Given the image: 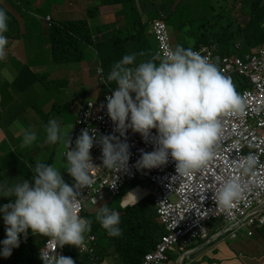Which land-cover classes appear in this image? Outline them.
Wrapping results in <instances>:
<instances>
[{
	"label": "clouds",
	"instance_id": "1",
	"mask_svg": "<svg viewBox=\"0 0 264 264\" xmlns=\"http://www.w3.org/2000/svg\"><path fill=\"white\" fill-rule=\"evenodd\" d=\"M8 19L0 9V60H6L8 55L5 35ZM136 59V53L124 55L111 65L109 74L102 80L109 86L115 84L111 86L114 88L111 95L105 97L106 105L101 107H106L118 135H98L95 129L86 127L81 129L73 147L72 133L69 135L73 125L65 129L55 118L49 119L44 128V143L63 145L66 163L57 167L36 161L30 179L15 184L0 183V197L10 200L0 206L6 236L0 241V256L10 257L12 250L23 242L20 238L26 239L29 231L32 236L51 238L60 248L85 246L92 220L78 215L83 206L82 190L93 183L90 173L95 169L107 170L112 175L109 186L112 189L117 187L120 174L129 172L131 153L126 142L129 129L153 146L151 152L141 150L139 159L132 165L137 171L160 168L171 158L176 173L188 175L214 157L222 118L242 114L244 110L241 96L231 78L220 70L219 61L179 44L167 48L163 56L157 53L139 63ZM36 141L37 133L25 129L20 147H31ZM95 145L101 149V165H95L92 160L90 150ZM252 160L249 156L248 166ZM61 168L72 178V184L64 180ZM243 192L241 183L230 179L221 185L215 199L221 208L230 209ZM262 206V210L260 207L257 210L264 213ZM95 220L110 237L122 234L120 214L107 203L98 207ZM40 259L43 264H74L71 257L58 253H40Z\"/></svg>",
	"mask_w": 264,
	"mask_h": 264
},
{
	"label": "built area",
	"instance_id": "2",
	"mask_svg": "<svg viewBox=\"0 0 264 264\" xmlns=\"http://www.w3.org/2000/svg\"><path fill=\"white\" fill-rule=\"evenodd\" d=\"M149 33L155 38L156 54L163 56L167 48L173 47L164 17L150 22ZM193 50L214 62L219 61L220 70L231 78L244 103L242 114L222 118L221 135L214 157L188 175L177 174L171 158L167 165L160 168L137 171L132 165L139 159L141 150L151 152L153 146L129 129L126 133L131 153L129 172L120 174L117 187L112 189L109 187L113 182L112 175L107 170L95 169L90 173L93 183L82 190L83 206L78 215L85 218L86 212L91 214L101 204L119 197L131 181L141 179L154 188L155 208L165 232L155 249L145 256L143 264H169L168 254L177 248L183 250L197 240H208L211 237L208 223L211 221L222 220V233H231L233 238L237 237L236 231L240 229H246L252 235V229L264 226V213L257 210L264 202V44L243 58L221 55L217 44L202 45ZM236 78H241L242 82L238 84ZM241 86L246 87L243 89ZM113 90L110 87L101 100H88L80 107L71 134L73 147L81 129L86 127L95 129L98 135H118L114 133L106 107H101L106 105L105 97L111 95ZM152 135H155V129ZM90 151L93 163L101 165L99 145ZM249 156L253 158L250 166ZM230 179L238 180L244 192L233 207L223 209L218 205L215 194ZM93 200H97V203H93ZM21 245L22 241L19 247ZM18 248H14L8 258L0 256V263L10 262ZM97 248V239L93 235L86 234L85 246L79 249L69 245L60 248L47 237L40 249L39 259L40 253H58L72 259L87 257L91 264H96Z\"/></svg>",
	"mask_w": 264,
	"mask_h": 264
},
{
	"label": "trees",
	"instance_id": "3",
	"mask_svg": "<svg viewBox=\"0 0 264 264\" xmlns=\"http://www.w3.org/2000/svg\"><path fill=\"white\" fill-rule=\"evenodd\" d=\"M156 1L97 0L102 6H120L122 10L117 15H123L125 19L124 25L119 29L116 26L109 25L106 27L105 32H102L101 27L97 24L98 20L95 18V15L99 14L100 7H95L93 11L87 9L85 18L81 20H69L58 24L45 25L34 17L35 14L43 12L42 8L39 10L32 8V11H30L24 6L27 12L25 19L30 20V25L25 23V28L28 29L34 24L37 28L47 31H40L31 37L46 35L45 39H43V36L40 38L42 47L43 43L50 45V53L54 62H81L84 60L85 48L91 47L95 50L103 71L109 74L111 65L126 54L136 53V63L156 55L157 44L155 38L149 33V29L150 22L164 14L161 9H167L168 13H165L166 23L173 26L176 24L177 18L187 19L191 15L186 5H182L177 9L166 8L165 5H162L160 9ZM197 1L195 0V4ZM224 1L221 0V4L218 5L220 12L217 7L213 8L210 2H201L198 7L201 5L207 8L210 16L203 14L201 11L196 12L191 20L182 26V30L189 38L197 40L191 47L192 49L199 48L202 45L217 44L221 55L243 58L250 55L252 50L264 44V0H246L249 2V17L244 25L237 21L232 11L226 7H221ZM50 2L54 3L55 0H46L44 5L48 6ZM195 4L192 3L194 6ZM0 9L4 10L2 7ZM5 12L9 18L8 31L5 34H7V38H12V32L14 30L19 31L20 26L12 14ZM214 18L216 22H213ZM33 73L30 67L25 66L16 73L12 82L2 81L0 93L3 95L7 91L10 92L8 99L3 98L0 102L1 113L6 106L8 107V117L2 119L4 128L9 126L21 128L17 124L18 120L14 121L11 111L16 110L19 112L26 96L25 83L38 81L41 84L45 83L50 88L51 84H55L53 81L48 82V75ZM236 82L239 84L242 79L236 78ZM245 87L241 86L243 89ZM54 108L58 113L57 106H54ZM136 181L137 184L132 187L133 189L138 186L142 189L146 188L147 182L141 179ZM150 187L153 189L152 195L143 197L139 202L128 199L125 204L137 203L124 208L118 205V209L115 211L120 214L119 226L122 230L119 237H110L95 220V214L85 213V218L92 220L91 231L87 234L95 236L98 242L96 264H101L105 259L103 250L105 251L104 244L106 243L114 250L115 256L123 264H143L145 256L155 249L164 234V228L157 216L154 188L151 185ZM125 192L124 189L121 195L117 197L119 203H121V196ZM6 200V198L1 197V203L3 204H0L4 205ZM113 201L107 203L109 207ZM208 226L213 227L214 231L215 229L219 230L223 227V222L222 220L211 221ZM181 254L177 252L171 254L170 260L176 261ZM39 261L40 259H34L31 264H41ZM91 263L87 257H80L74 262V264Z\"/></svg>",
	"mask_w": 264,
	"mask_h": 264
},
{
	"label": "crops",
	"instance_id": "4",
	"mask_svg": "<svg viewBox=\"0 0 264 264\" xmlns=\"http://www.w3.org/2000/svg\"><path fill=\"white\" fill-rule=\"evenodd\" d=\"M159 1L160 4H157V6L160 9L162 5H165L166 8L171 9H173L172 7L175 6L174 0ZM191 1L193 4H195V0ZM45 2L46 0H23L22 7H20L19 0H0V7L12 14L20 26V30H14L12 32V38H8V44L6 45V51L8 53L7 59L0 60V85L2 81L12 82L16 73L23 67L27 66L31 68V70L34 72L33 74L48 75V82L53 81L55 84L58 83L59 86L65 89V92L69 89L68 83L65 81H70L68 78L71 76L67 74L69 73V69L56 68L55 65L59 63L53 61L50 53V45L48 43H43L42 47L40 38L43 36V39H45L46 35L31 37L40 31H47L37 28L34 24H32L28 29L25 28V23L30 25V20L28 18L25 19L27 12L24 6L30 11H32V8L37 10L42 8L43 12H39L40 14H35L34 17L37 21H41L45 25L65 22V20H61V16L65 14H79L83 16V19L87 14V9H91L93 11L95 7H100L99 16L102 15L103 20L113 19L114 21L115 15H117V13L122 10L120 6H102L97 2V0H55L54 3L50 2L48 6L44 5ZM156 3H158V0ZM161 10L165 14V9ZM164 14H161L159 17L165 18ZM48 18H50L51 21H48ZM99 18L96 20H99ZM124 22L125 19L123 15H117L116 22L109 24L110 22L106 21L103 22L105 24L100 25L97 21V24L101 27L102 32H105L107 26L112 25L119 29V27L124 25ZM176 45L177 44H175V46ZM20 47H22V51ZM96 63L97 61L92 65H95ZM89 66L91 67V65L86 66L87 72H89ZM25 85L26 96L24 102L20 106L19 112L10 108L12 110L11 112L13 114L14 121L18 120L17 124L20 125L21 128L18 129L10 126L4 128L2 119L8 117V107L6 106L5 110L2 113L0 112V164L10 159L14 163L15 167L14 175H11L8 173V171L11 169L10 162L4 164L5 169H0V183L4 182V177H7L9 184L19 183L23 179H30L32 176L31 167L34 166L36 161H42L57 167H61L66 163L65 157L62 155L65 149L61 151V157L57 164L53 163V159L49 160L48 158L46 160H41L39 155L41 149L52 148L54 146L46 145L44 140L40 142L39 134L41 130H44V127L48 123L49 119H58V117H50L51 111H54L55 114H57L56 109L54 108V106L57 104L55 91L45 83L41 84L38 81L27 82ZM92 91L93 90L91 88L90 91L87 92L86 99L81 101L82 105L86 100H88V98L91 99L93 96ZM9 96L10 92L8 91L3 95L0 93V102L3 98L8 99ZM78 103L79 101L71 110V112L76 116L80 107L82 106H79ZM75 126L76 123H73V128ZM29 128L37 133V141L31 147L21 148L20 143L22 140L23 131ZM72 131L73 129L69 135L72 133ZM29 148L32 149L29 150ZM25 151L32 159L31 162H29L30 164H27L21 158L22 152ZM60 171L64 180L68 184H72V178L68 176L66 170L61 168ZM9 202L10 200L7 199L5 204ZM1 204L0 206H2ZM2 225H4V223L2 214H0L1 231ZM209 230L211 237L208 240H197L192 243L190 248L185 249L184 254H188L185 257L189 256L191 258L192 264H264V226L252 230V235L248 234V230L240 229L243 231L241 234H239L240 230L236 231V238H233L231 233L225 234L227 236L222 234L217 237V235L222 233L221 229H215L214 231L213 227H209ZM5 238V232L1 233L0 241H3ZM43 238L44 236L42 235L32 236L31 232L29 231L26 239L23 236L20 238V240H23V246L16 252L14 257H17L19 254H23V251L27 250L31 259L39 260L38 257L40 249L43 245ZM103 252L105 254V259L101 264H119V258L113 254V251L103 250ZM176 252L177 250L168 254L170 261L169 264H174V262L170 260V256ZM78 259L79 258H74L73 260L75 262ZM39 263L43 264L41 261H39ZM183 263L184 260L182 261V264Z\"/></svg>",
	"mask_w": 264,
	"mask_h": 264
},
{
	"label": "rangeland",
	"instance_id": "5",
	"mask_svg": "<svg viewBox=\"0 0 264 264\" xmlns=\"http://www.w3.org/2000/svg\"><path fill=\"white\" fill-rule=\"evenodd\" d=\"M201 2L202 3L210 2L211 6H213V8H215V7L218 8V5L221 4V0H198L194 6V5H192L191 0H177V1L174 0L175 6L172 8L177 9L182 5H186L188 7V9L190 10L191 15L187 19L177 18L176 24L174 26L167 23L169 35L172 39L173 48L175 47V44H179V45L182 44V46H184V47H192L195 44V42L197 41V40H195L193 38H189L187 35H185L184 31L182 30V26L184 24H186L187 22H189L196 12L201 11L203 14L210 16L208 14L207 8H205L201 5L198 7V5ZM22 4H23V0H19V6L20 7H22ZM157 4H160L159 0H158ZM248 6H249V2H247L246 0H225L223 2V4L221 5V7H226L228 10L232 11L234 17L237 19V21L241 25H244L246 23L248 17H249ZM218 11L220 12L219 8H218ZM165 13H168L167 9H165ZM82 17L83 16H81L79 14H65V15L61 16V20H65V21L81 20ZM95 18L96 19L99 18L98 22L100 25L105 24L103 22H106V21L110 22L109 24H111L113 22H116L117 15H115L114 21H113V19H104L103 20L102 15L99 16L98 13L95 15ZM144 20H146V18H144ZM213 22H216L215 18H214ZM20 49L22 51V47H20ZM83 56H84V60L81 62L59 63V64L55 65L56 68L69 69V73H67V74L71 76L68 78V79H70L69 82L67 80H65L68 83V87H69V89L66 92H65V89L62 88L61 86H59L58 83L51 84V89L54 90L56 93V103H57L56 106H57V110L59 111V113L55 114L54 111H51L50 117H58V119H56V120L65 129H69L70 125H73V123L77 122L78 117L75 114H73L71 112V110L75 107V105L77 104L78 101H79V103H78L79 106L82 105L81 101L83 99H86L87 92H89L91 88L94 92L92 91L93 96L91 97V99L88 98V100L98 101V100H101L108 93V89H110L111 86L115 85V84H112L109 86V85H106L102 82V80L104 78H106L108 74L105 71H103V69L100 65L99 59H97L96 52L94 49H92L91 47L85 48V53L83 54ZM96 61H97V63L95 65H92ZM87 65H91V67L90 66L88 67L89 72H87V69H86ZM101 69H102V72L100 71ZM100 73H102V75ZM104 90H105V93H104ZM61 120L63 122L65 121V122L63 123ZM44 138H45V132H44V130H41V132L39 134V141L41 142L42 140H44ZM54 146L52 148L41 149L40 153H39L40 159L41 160H46L48 158H49V160L53 159V163L57 164L60 160L61 151L64 149V147L61 144H57ZM34 148H35V146H34ZM30 149H32V148H29V150ZM21 156H22L21 158L27 164H30L29 162H31L32 159L30 156L27 155L26 151L22 152ZM7 162H10V164H11V169L8 171V173H10L11 175H14V168L15 167H14V163L10 159L2 162L0 164L1 165L0 169L4 170L5 169L4 164H6ZM4 182L8 183L7 177H4ZM135 184H137V181L129 182L125 188L126 192L121 196V198H122L121 203H119V200L117 198L115 200L113 199L114 201L112 200L113 202L111 203L110 209L117 210L118 205H119V207L124 208L128 205H132V204L139 202L143 197H146V196L153 194V189L150 187L149 183L146 184V188H144V189H142L140 186L133 189L132 187ZM128 199L137 200V202L132 203V204H125L124 202ZM97 209H94L91 214L92 215L96 214ZM242 231L243 230H240L239 234H241ZM3 232H5V225H2V231L0 230V235ZM225 236H227V235H225ZM46 239H47V237L44 236L43 243L45 242ZM191 246H192V244L189 245L188 247H184V249L180 250V251L177 248V253L178 254L182 253L181 254V256H182L185 253V249L190 248ZM104 249H105V251L111 250V251H113V254H114V250L112 248H110L107 243L104 244ZM15 257L7 264H31L33 261V259H31L30 254L28 253L27 250L23 251V254H19V255H17L16 258ZM118 262H119V264H123L120 259L118 260ZM189 263H192L191 258L189 256L185 257L183 264H189ZM174 264H175V261H174Z\"/></svg>",
	"mask_w": 264,
	"mask_h": 264
},
{
	"label": "water",
	"instance_id": "6",
	"mask_svg": "<svg viewBox=\"0 0 264 264\" xmlns=\"http://www.w3.org/2000/svg\"><path fill=\"white\" fill-rule=\"evenodd\" d=\"M264 205V204H263ZM263 209V206H260V208H259V210H262ZM223 233H220L219 235H217V237H219L220 235H222ZM188 254H184V255H182V256H180L177 260H176V262H175V264H182V260L185 258V256H187Z\"/></svg>",
	"mask_w": 264,
	"mask_h": 264
}]
</instances>
